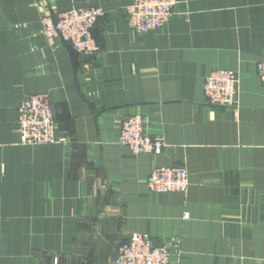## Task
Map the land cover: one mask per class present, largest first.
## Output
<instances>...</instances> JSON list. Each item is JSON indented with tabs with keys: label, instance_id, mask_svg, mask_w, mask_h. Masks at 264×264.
Masks as SVG:
<instances>
[{
	"label": "crops",
	"instance_id": "crops-1",
	"mask_svg": "<svg viewBox=\"0 0 264 264\" xmlns=\"http://www.w3.org/2000/svg\"><path fill=\"white\" fill-rule=\"evenodd\" d=\"M131 0H0V264H112L120 243L169 242V264H264V0H176L139 33ZM100 5L84 55L41 32L44 14ZM234 72L233 106L203 92ZM48 94L58 142L22 144L21 100ZM142 117L158 154L118 142ZM185 164L186 192H152V169ZM189 213L188 218L183 214Z\"/></svg>",
	"mask_w": 264,
	"mask_h": 264
},
{
	"label": "built area",
	"instance_id": "built-area-1",
	"mask_svg": "<svg viewBox=\"0 0 264 264\" xmlns=\"http://www.w3.org/2000/svg\"><path fill=\"white\" fill-rule=\"evenodd\" d=\"M176 0H131L126 14L136 32L161 29L169 20ZM104 14L100 5L72 7L64 11L44 14L41 32L50 41L69 45L79 54L91 55L100 50L93 36L98 19ZM257 76L264 87V60L256 64ZM203 92L211 105H234L237 82L234 72L225 68L213 69L206 76ZM15 128L22 144H52L58 142L57 126L48 94L34 93L25 96L18 108ZM118 142L133 154H158L166 143L163 136L146 132L142 117L133 114L126 117L118 134ZM152 192H186L189 187V171L185 164H171L152 169L147 178ZM184 218L189 213L183 214ZM173 247L169 242L155 243L146 234H134L117 247L112 264H169Z\"/></svg>",
	"mask_w": 264,
	"mask_h": 264
},
{
	"label": "water",
	"instance_id": "water-1",
	"mask_svg": "<svg viewBox=\"0 0 264 264\" xmlns=\"http://www.w3.org/2000/svg\"><path fill=\"white\" fill-rule=\"evenodd\" d=\"M65 46H67L68 48H70V49H72L69 45H65ZM73 50V49H72ZM75 51V50H74ZM76 52V51H75Z\"/></svg>",
	"mask_w": 264,
	"mask_h": 264
}]
</instances>
